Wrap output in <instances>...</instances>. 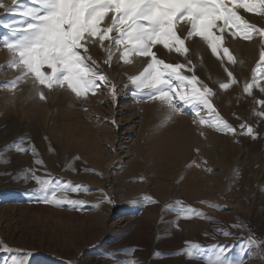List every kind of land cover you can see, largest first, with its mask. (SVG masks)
<instances>
[{
  "label": "rangeland",
  "instance_id": "374dc122",
  "mask_svg": "<svg viewBox=\"0 0 264 264\" xmlns=\"http://www.w3.org/2000/svg\"><path fill=\"white\" fill-rule=\"evenodd\" d=\"M237 11L264 28V16ZM19 19L0 9V37L8 32L5 23ZM262 43L258 34L251 40L225 34L235 63H221L199 38L186 41L187 59L162 46L154 49L166 63L192 61L234 132L200 125L195 110L183 104L166 119V105L135 94L130 77L143 70L146 58L124 64L116 54L105 65L107 51L91 46L90 55L111 83L82 99L66 87L44 89L47 98L41 100L30 78L7 86L21 73L9 66L11 54L0 45V161H7L0 162V264L27 261L29 252L38 254L32 264H208L220 248L230 261L264 264V247L250 243L264 240V76L258 75L251 94L242 91L253 70L260 72ZM225 69L237 83L221 90ZM243 124L253 128L255 139L244 134ZM169 146L177 150L173 163L163 166L160 156ZM183 147L185 157L178 152ZM29 169L81 186L68 196L84 201L83 208L30 199L37 185L25 179ZM144 197L154 202L144 203ZM182 206L202 215L185 219L177 214ZM193 245L201 246L200 255L189 258L184 250Z\"/></svg>",
  "mask_w": 264,
  "mask_h": 264
},
{
  "label": "snow or ice",
  "instance_id": "6c2138e0",
  "mask_svg": "<svg viewBox=\"0 0 264 264\" xmlns=\"http://www.w3.org/2000/svg\"><path fill=\"white\" fill-rule=\"evenodd\" d=\"M0 9L4 14H17L20 18L15 24L5 23L3 27L8 32L0 37V45L12 57L9 66L21 73L8 82L9 88L14 89L21 81L30 78L41 100L47 98L44 89L51 91L65 87L77 99L86 98L90 93L95 95L111 83L90 55L91 46L99 45L107 51L105 65H111L116 54L124 64L132 63L133 57L147 59L143 70L130 77V81L135 86V94L167 106L169 115L166 119L179 113L183 104L195 110L200 125L217 131L234 132V129L214 107L213 88L197 77L191 60L166 63L158 58L154 49L162 46L169 53L174 52L187 59L189 47L186 41L195 43L199 38L221 63L225 59L235 63L229 48L224 46L225 34L244 40H251L258 34L264 42V28L249 23L237 11L243 9L246 13L264 16V0H28L27 3L25 0H10V3L0 0ZM257 67L260 72L253 70L252 82L243 86L244 93L251 94L252 89L258 86V75L264 76V43ZM225 71L226 82L218 84L221 90L237 83L233 73ZM185 72L193 74L186 75ZM260 90L264 92V85L260 86ZM110 91L115 93L114 84ZM259 102L264 105V101ZM202 112L207 115H202ZM260 116L264 118V112ZM241 128L246 129L244 134L255 139L252 127L243 124ZM17 150L21 153L28 151L27 148ZM25 179H32L37 185L28 193L29 198L36 202L57 207L68 205L73 210L83 208L85 204L68 196L70 191L79 192V185L44 179L31 169ZM102 202H97L95 206ZM107 202H111L110 197ZM153 202L151 197H144V203ZM177 214L185 219L191 215H202L184 206ZM250 243L253 247H264V240L257 244L251 239ZM200 247L193 245L184 250L185 254L196 258L200 255ZM25 255L27 261L18 257L19 264H32V258L38 254L29 252ZM129 264L137 262L132 260ZM208 264H242V260L230 261L220 248L209 258Z\"/></svg>",
  "mask_w": 264,
  "mask_h": 264
},
{
  "label": "bare ground",
  "instance_id": "6f19581e",
  "mask_svg": "<svg viewBox=\"0 0 264 264\" xmlns=\"http://www.w3.org/2000/svg\"><path fill=\"white\" fill-rule=\"evenodd\" d=\"M122 112V111H121ZM120 113V112H119ZM110 114H111V112H110ZM113 116V115H112ZM111 116V117H112ZM145 120H146V118L144 119V121H143V123H145ZM148 120V119H147ZM146 120V121H147ZM113 125V124H112ZM212 138V137H211ZM180 146V145H179ZM82 148V147H81ZM168 149H166L165 151H164V153H162L161 154V160L163 159V161H164V163H162L163 164V166H165V163H169V162H171V164L173 163L172 161H173V155L176 153V150H177V147H175V146H169V147H167ZM180 148V147H179ZM186 151V150H185ZM178 152H181L180 153V155H183V157H185L184 156V147L183 148H181V149H178ZM170 158V159H167V158ZM182 157V158H183ZM185 159V158H184ZM161 160H160V163H161ZM183 160V159H182ZM182 160H180V161H182ZM157 162V161H156ZM157 164V163H156ZM182 164H183V161H182ZM157 166V165H156ZM163 166H161V164H160V167H163ZM181 166V165H180ZM158 167V169H159V166H157ZM182 167V166H181ZM164 168H166V167H164ZM168 168V167H167ZM160 170V169H159ZM183 170V169H182ZM181 169H180V173H182L183 172V174H184V171H182ZM182 174V175H183ZM158 176V175H157ZM163 178H166V176H164ZM189 180H187V182H188ZM214 186V185H213Z\"/></svg>",
  "mask_w": 264,
  "mask_h": 264
}]
</instances>
